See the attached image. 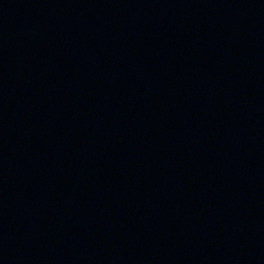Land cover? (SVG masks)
<instances>
[{
  "label": "water",
  "instance_id": "obj_1",
  "mask_svg": "<svg viewBox=\"0 0 264 264\" xmlns=\"http://www.w3.org/2000/svg\"><path fill=\"white\" fill-rule=\"evenodd\" d=\"M0 264H264V0H0Z\"/></svg>",
  "mask_w": 264,
  "mask_h": 264
}]
</instances>
